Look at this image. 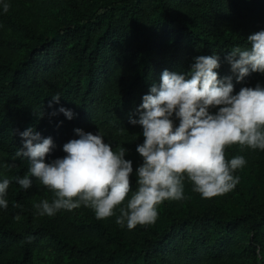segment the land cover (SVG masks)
Instances as JSON below:
<instances>
[{
	"label": "trees",
	"instance_id": "1",
	"mask_svg": "<svg viewBox=\"0 0 264 264\" xmlns=\"http://www.w3.org/2000/svg\"><path fill=\"white\" fill-rule=\"evenodd\" d=\"M60 6L65 13L55 30L34 38L19 61V49L3 39L0 17V180H11L8 207L0 210V264H34L43 244L54 249V264H258L263 182L240 179L232 191L205 199L185 181L186 199L163 202L155 223L128 230L115 217L90 213L74 223L75 210L40 217L33 206L51 201L52 193L35 179L23 190L13 178L28 172L27 161L14 157L22 147L19 133L29 127L53 140L46 162L62 157V146L76 138L73 130L82 129L103 134L114 150L128 149L135 170L143 138L128 118H138L135 109L151 84L163 70L187 71L195 56L212 53L220 57L219 77L231 75L224 57L264 29V0H60ZM263 77L233 80L235 91ZM55 95L61 99L49 107ZM59 107L74 118L65 119ZM225 156H244L250 173L264 165V151L239 145L227 147ZM83 239L93 244H75Z\"/></svg>",
	"mask_w": 264,
	"mask_h": 264
},
{
	"label": "clouds",
	"instance_id": "2",
	"mask_svg": "<svg viewBox=\"0 0 264 264\" xmlns=\"http://www.w3.org/2000/svg\"><path fill=\"white\" fill-rule=\"evenodd\" d=\"M9 8L8 0H0V13ZM224 59L231 75L219 77L220 57L212 53L195 56L187 71L163 70L159 83L151 84L135 109L138 118H128L143 138L135 147L140 159L135 170L126 159L128 149L118 145L114 150L98 132L74 129L76 138L62 146L64 155L47 162L55 147L52 138H42L32 127L19 133L22 147L14 158L26 160L28 172L13 179L23 190L35 179L52 193L51 201L33 206L35 214L53 217L84 207L98 220L115 217L118 226L132 230L155 223L163 202L186 199L185 181L205 199L232 191L240 180L234 173L247 161L244 156L226 159L225 149L239 145L264 151V86L235 91L233 83L254 73L264 76V29L248 35L246 45L234 47ZM60 99L53 96L49 107ZM57 112L74 118L71 109ZM10 183L0 180V210L8 207ZM256 259L264 264V250L257 248Z\"/></svg>",
	"mask_w": 264,
	"mask_h": 264
},
{
	"label": "rangeland",
	"instance_id": "3",
	"mask_svg": "<svg viewBox=\"0 0 264 264\" xmlns=\"http://www.w3.org/2000/svg\"><path fill=\"white\" fill-rule=\"evenodd\" d=\"M8 2L10 4L9 11L0 13L1 19L5 21L3 39L19 49L16 58L19 61L34 44V38L50 34L55 30L57 22L65 10L60 6V0H8ZM257 83L264 86V77ZM3 159V156L0 155V177L3 173ZM234 174L238 175L241 180H248L251 184L263 182L264 187V165L256 168L252 173L248 169L241 168ZM73 213L75 214L73 216L74 223L86 221L90 215H95L92 210L84 207ZM75 244L86 246L93 243L83 239ZM34 264H54V249L48 244L41 245L34 258Z\"/></svg>",
	"mask_w": 264,
	"mask_h": 264
}]
</instances>
